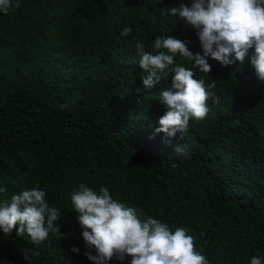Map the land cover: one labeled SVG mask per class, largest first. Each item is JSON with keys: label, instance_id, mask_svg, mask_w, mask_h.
I'll use <instances>...</instances> for the list:
<instances>
[{"label": "trees", "instance_id": "16d2710c", "mask_svg": "<svg viewBox=\"0 0 264 264\" xmlns=\"http://www.w3.org/2000/svg\"><path fill=\"white\" fill-rule=\"evenodd\" d=\"M180 4L191 0H20L0 13V202L38 186L62 213L59 233L38 248L15 229L0 233V264H92L71 203L81 184L186 229L209 264L264 258V81L254 49L228 66L207 58L208 75L175 57L206 86L216 80L219 102L208 100L182 140L153 135L172 74L146 90L133 37L146 52L168 35L202 55L195 31L167 14ZM25 249L39 255L25 260Z\"/></svg>", "mask_w": 264, "mask_h": 264}, {"label": "clouds", "instance_id": "9594fccd", "mask_svg": "<svg viewBox=\"0 0 264 264\" xmlns=\"http://www.w3.org/2000/svg\"><path fill=\"white\" fill-rule=\"evenodd\" d=\"M18 7L20 0H0V13L5 15ZM167 14L178 17L195 31L203 53L194 55L188 42L168 35L157 36L150 45L153 51L146 52L145 44L133 37L141 57L138 66L147 73L142 77L146 90L172 74L171 86L159 91V102L167 110L153 134H164L165 142L170 143L168 138L177 134L183 139L190 120L207 116L210 98L215 97L213 104L219 102V97L210 91L216 87V80L206 86L203 77L197 79L192 69L176 64L174 58L178 55L208 75L211 65L207 58L228 66L243 63L249 50L254 49L250 63L257 78L264 81V0H191L190 6L170 7ZM131 33V27H124L121 36ZM173 150L184 153L182 145ZM5 191L0 187V193ZM45 197L46 192L36 186L0 202V233L7 237L15 229L17 237L26 235L37 248L50 232L59 233L57 221L62 213L55 206L50 207ZM71 203L85 246L95 249L94 256L84 253L92 264H108L113 258L123 264L126 257L131 258L130 264H209L196 250L194 237L186 229L170 230L166 223L113 199L107 187H100L97 193L81 184L71 193ZM200 236L203 238L205 233L201 231ZM71 251L77 253L79 249L74 247ZM29 253L39 255L38 251L25 249V260L30 258ZM262 260L253 256L250 264H262Z\"/></svg>", "mask_w": 264, "mask_h": 264}]
</instances>
